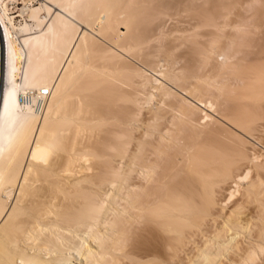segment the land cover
I'll return each instance as SVG.
<instances>
[{"label":"bare ground","instance_id":"1","mask_svg":"<svg viewBox=\"0 0 264 264\" xmlns=\"http://www.w3.org/2000/svg\"><path fill=\"white\" fill-rule=\"evenodd\" d=\"M17 1L0 0V264H264L246 137L264 142L262 0H189L184 29L183 0Z\"/></svg>","mask_w":264,"mask_h":264},{"label":"rangeland","instance_id":"2","mask_svg":"<svg viewBox=\"0 0 264 264\" xmlns=\"http://www.w3.org/2000/svg\"><path fill=\"white\" fill-rule=\"evenodd\" d=\"M21 1H22V0H18V1L16 2V8L14 7L13 10H12V11H17V12L14 13V15H18V13H19L18 10L20 9V7L23 6V2H21ZM41 1H42V0H32V1H30L29 3L32 4V5H34V6H37V5H39V3H40ZM183 1H186V2L183 3V5L185 4L184 7H189V8H191V11L188 12V13L183 12V13L181 14V16L177 17V20H176V18H175L176 21H175L174 19H173V20H172V19H168L167 24L177 23L178 27H181L182 29L187 28V27L190 28V27H191V26H190L191 24H193L194 22L199 21L200 18H201V17L198 18L199 16L197 15V16H198V17H197V16L195 15V13L198 12L197 10L200 9V8H202V10H203V9H205L206 7H208V5L210 6V4H211V2H209V1H211V0H200V2H199L200 5L198 6L197 10H195V9H196L195 7H193V6L190 7L191 3L188 4V1H189V0H183ZM189 2H190V1H189ZM263 2H264V0L261 1L262 5H264ZM207 3H208V5H207ZM209 3H210V4H209ZM13 4H14V3H13ZM187 4H188V5H187ZM186 5H187V6H186ZM12 6H15V5H12ZM192 7H193V10H194V11H197V12H194V11L192 10ZM204 7H205V8H204ZM246 7H247V6H246ZM194 8H195V9H194ZM202 10H201V11H202ZM223 11H226V9H222V12H223ZM245 11H246V10L243 11V13H244L245 15H248L249 13H251V14H256V15H260L261 12H262L263 10H262V11H261V10L259 11V9H258V10H255V9L253 10V9H251L252 12H249L248 14H247V12L250 11V10H247L246 12H245ZM255 11H256V13H255ZM257 11H259L260 13L257 12ZM193 12H194V13H193ZM258 13H259V14H258ZM262 13H263V14H261L262 18H260L261 16L258 17V16L255 15L256 18H258V19L260 18V19L263 20V19H264V11H263ZM187 14H188V15H187ZM199 14H200V12H199ZM251 14L248 15V16L251 17V19H249L250 17L248 18V21H249V20H254V18H255V16H254V15L252 16ZM193 15H194V18H192ZM44 16H46V18H48V15H47L45 12L42 14V18H45ZM252 17H254V18H252ZM256 18H255V20H256ZM17 19H20V17H17ZM219 19L221 20V18H219ZM219 19H218V20H219ZM178 21H179V22H178ZM182 21H183V22H182ZM259 21H261V20H259ZM263 22H264V21H263ZM263 22H261V26L264 25ZM189 24H190V25H189ZM97 26H98V25L96 24V28H97ZM189 26H190V27H189ZM261 28H262V27H260V29H259V31H258L259 33H260V31H261ZM120 29H121V31H125V29H124L123 26H120ZM263 30H264V26H263ZM263 30H262V32H264ZM258 32L255 33V34L258 35V34H259ZM260 34H261V33H260ZM256 35H253L254 38H255ZM262 35H263V38H262V36H259V37H261L260 39H259L258 36H256V37H258V39H256V38L254 39V38H253V41H254V42H253L252 44H254V45L256 44V45H255V48L253 49V46L250 47V48H251V51H250V48H249L250 53H252L253 55H252V54H249V52H247V53H246V56H247V55H248V57H249V55H251V56H250V58H248V57L246 58L245 54H243V55L241 54L240 56H242V57H240V59L236 61V62L238 63V62H240V61L242 60L240 63L237 64V65L239 66V68H242V70L247 69V68H248V65H249V68H250V67L253 66L254 64H255V66H256L257 63H258V64H261V62H264V52H263V51H264V49H263V47H264V45H263V44H264V40H263V39H264V33H262ZM253 36H251V37H253ZM205 38H206V37H201V40H202L201 42L206 43V39H205ZM203 39H204L205 41H204ZM255 40H257V41H255ZM104 41H105V40H103L102 43H104V44H106V45H109V43H108L107 41H105V42H104ZM256 42H258V44H257ZM252 44H251V45H252ZM251 45H250V46H251ZM257 45H259L260 47L257 46ZM257 47H258V48H257ZM111 49H113L114 51H116V53L120 52V53H122L123 55L125 54V53H124L123 51H121L119 48H116V49H115L113 46H111ZM118 49H119V50H118ZM246 50L248 51V49H246ZM253 50H254V51H253ZM117 51H118V52H117ZM257 52H258V53H257ZM124 56H126V55H124ZM244 56H245V57H244ZM252 56H255V58L252 57ZM243 57H244V58H243ZM218 58H219V60H220V59H221V56H219ZM242 58H243V59H242ZM245 58H246V61H248L250 64H252L251 66H250V64H249L248 62L244 61ZM251 58H252L253 60H252ZM256 58H257V59H256ZM122 59H123V58H122ZM249 59H251V62L254 61L255 63H253V62L251 63ZM260 59H261L262 61H260ZM256 60H257V61H256ZM243 62H244L245 65L243 64ZM198 64L201 65L200 62H198L197 65H196L197 67H198ZM240 64L243 65V67H241ZM258 64H257V65H258ZM200 70H201V68L199 67L198 71L200 72ZM201 71H202V70H201ZM247 106H248V105H247ZM245 107H246V104H245L244 107L242 106L243 110H244ZM252 107H253V106H252ZM252 107H251V109H252ZM248 108H249V106H248L247 109H245V110H249V111H250V109H248ZM253 109H256V111L258 110V112L260 113V110H261L260 108H257V107L254 108V107H253ZM253 109H252V110H253ZM252 110H251V111H252ZM253 112H255V110H254ZM214 114H215V117H216L217 114H216V113H214ZM218 116H219V115H217V117H218ZM218 121L221 122V125H222V126H226V127H228L227 124H229V123H226V121L220 119L219 117H218ZM219 122H218L217 124L220 125ZM222 122H223V123H222ZM217 124H216V126H217ZM225 124H226V125H225ZM229 125L231 126V124H229ZM230 126H229V128L232 127V126H231V127H230ZM232 129H233V127H232ZM234 129H235V128H234ZM263 129H264V128H261V130H263ZM235 131H237V130L235 129ZM237 132H238V131H237ZM253 136H254V137H253ZM253 136H251V137H250L249 135L246 136V137L248 138V140H249V138H250V139L252 138L251 141H250L249 143L253 142V145L248 143L249 148L251 147V150H252V149H256V147H255V145H256V146H257V149L260 148L261 151H263V149H262L261 146H263V148H264V142H262V139H259V140H258V139L256 138L255 135H253ZM254 138H255V139H254ZM259 141H261L262 143L259 142ZM257 142H258V143H257ZM258 146H259V147H258ZM257 149H256V150H257Z\"/></svg>","mask_w":264,"mask_h":264},{"label":"water","instance_id":"3","mask_svg":"<svg viewBox=\"0 0 264 264\" xmlns=\"http://www.w3.org/2000/svg\"><path fill=\"white\" fill-rule=\"evenodd\" d=\"M4 68H5V41L0 26V105L4 87Z\"/></svg>","mask_w":264,"mask_h":264},{"label":"built area","instance_id":"4","mask_svg":"<svg viewBox=\"0 0 264 264\" xmlns=\"http://www.w3.org/2000/svg\"><path fill=\"white\" fill-rule=\"evenodd\" d=\"M37 94H38V97H37V105L39 106L41 104V102L43 101V99H44L43 96H47L49 94V91L46 88H42L41 90H39L37 92ZM31 95H32V93H28V96H27V97H29L30 100H32L30 98ZM39 95L42 96V97H40ZM20 100L24 101L25 100V96L24 97H20Z\"/></svg>","mask_w":264,"mask_h":264}]
</instances>
